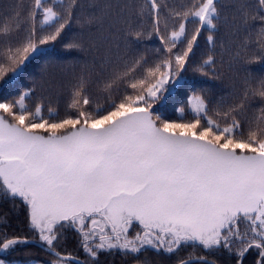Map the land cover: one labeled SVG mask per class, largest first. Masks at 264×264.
I'll return each instance as SVG.
<instances>
[{
  "label": "snow or ice",
  "instance_id": "1",
  "mask_svg": "<svg viewBox=\"0 0 264 264\" xmlns=\"http://www.w3.org/2000/svg\"><path fill=\"white\" fill-rule=\"evenodd\" d=\"M58 5L62 11L50 0H33L27 12L30 36L7 49L0 87L11 84L41 46L57 41L70 26L77 0ZM162 7L168 6L146 0L137 9L151 18L162 58L147 66L141 56L116 73L106 90L144 66L140 78L126 81L132 91L118 101L91 109L83 80L63 115L52 108L44 115L42 104L29 109L27 92L0 101V201L25 206L31 237L0 233V254L35 242L45 250L46 264H101L104 255L139 259L148 251L179 257L189 248L203 254L181 257L178 264H211L208 257L218 252L231 256L233 264L255 252V264H264V116L245 133L238 119L242 101L215 112L225 121L221 125L194 90L186 98L192 119L168 121L153 111L164 93L184 82L181 73L188 67L209 75L213 56L200 66L191 65L190 57L202 31H209L207 42L214 45L219 0H191L172 14L178 24L167 34L160 30ZM234 7L237 30L247 29L250 20L264 21V0H235ZM95 20L89 17L88 26ZM189 24L196 26L190 35ZM10 32L6 28L3 35ZM260 32L264 35V27ZM67 47L83 45L73 41ZM259 59L264 51L247 62ZM8 72L12 76L4 80ZM246 83L244 100L249 94L264 100V78ZM66 231L76 234L83 260L66 251Z\"/></svg>",
  "mask_w": 264,
  "mask_h": 264
},
{
  "label": "trees",
  "instance_id": "2",
  "mask_svg": "<svg viewBox=\"0 0 264 264\" xmlns=\"http://www.w3.org/2000/svg\"><path fill=\"white\" fill-rule=\"evenodd\" d=\"M121 4L115 6L109 0H77V6L73 9V21L61 38L57 41L41 46V50L25 62L22 69L13 77L11 84L0 87V101L13 100L25 92L30 95L25 103L29 109L34 110L36 104H42L44 115H47L48 108L58 111L61 115L71 101L72 90L64 95L70 100L66 106L57 108L56 102L63 90L75 88L81 80L84 81L86 95L90 100L89 107L95 110L99 106L106 107L109 100L118 101L125 92L132 90L127 87V80L140 78L143 74V67L138 68L126 78L117 80L112 84L110 90H106V83L111 82L116 73L123 72L126 68L141 56L147 60V66H154L162 58L163 45L156 35L151 18L137 14L138 7L146 0H121ZM162 7L160 30L162 33L170 31L178 24L173 13L186 8L191 0H160ZM33 0H0V63L7 64L5 59L7 49L15 48L23 44L30 36L31 24L27 20V12ZM50 3L57 5V10H63L58 5V0H50ZM70 0H63L67 5ZM103 5L105 10L100 7ZM222 9L221 22L215 30V43L210 45L207 42L208 30L202 31L198 37L194 54L190 57V64L200 66L209 55L215 61L212 68L207 69L209 75L202 76L193 72L188 67L181 75L184 82L171 94L164 93V98L153 105L155 114L160 115L168 121L186 122L193 118L186 104L187 95L194 90L204 97L209 108V114L219 120L221 125L223 119L215 116L219 109L226 110L230 105L244 102L242 114L238 119L247 132L249 127H255L257 118L264 116V100L259 96H251L244 100L245 90L248 83L253 85L264 78V59L247 62L248 57L260 56L264 35L260 29L264 27V21L259 19L250 20L247 29L237 30L238 17L234 19L235 0H219ZM97 10V11H96ZM116 13V15H114ZM120 13H123L121 16ZM95 16V23L88 26L89 17ZM40 19L36 22V35H41ZM196 26L189 24L187 31L189 35ZM6 28H10V35H3ZM135 32L142 35L137 38ZM149 33L151 36L149 37ZM77 41L83 48H68L67 45ZM116 44V45H115ZM107 52L103 54L101 52ZM105 61L106 64L104 63ZM214 73V74H213ZM12 76L8 72L4 80ZM78 84H75V82ZM4 81L0 80V85ZM68 90V93L70 89ZM102 94L103 100L97 98L94 93ZM52 95H56L53 103ZM65 101V100H64ZM59 105V102H57ZM184 107L181 113L179 109ZM55 109V110H54ZM6 232L9 236L14 234L29 235L27 228V210L21 203L13 204L0 201V233ZM64 247L67 252L84 259L83 253L79 250L77 236L72 231H66ZM31 238V237H30ZM186 250V249H185ZM189 254L193 257L203 253L200 250H183L179 257L158 255L152 251L146 252L139 259L122 257L120 255L100 257L101 264H178L181 257L187 258ZM215 264H233V258L224 252L215 253L208 257ZM257 259L255 252H249L243 264H255ZM6 264H46L48 256L46 252L32 245L17 248L12 253H5L0 257Z\"/></svg>",
  "mask_w": 264,
  "mask_h": 264
},
{
  "label": "rangeland",
  "instance_id": "3",
  "mask_svg": "<svg viewBox=\"0 0 264 264\" xmlns=\"http://www.w3.org/2000/svg\"><path fill=\"white\" fill-rule=\"evenodd\" d=\"M103 2H105V0H102ZM109 1H111V3L113 4V5H115V6H118V5H120L122 2H121V0H109ZM100 7H102L104 10H105V8L103 7V5H100ZM97 11V10H96ZM121 14V16L123 15V13H120ZM114 15H116V13H114ZM116 45V44H115ZM101 53H103V54H106L107 52H105V51H103V52H101ZM106 62L107 61H105L104 63L106 64ZM75 84H78V82L76 81L75 82ZM69 88H71V87H69ZM69 88H67L66 90H63V93L64 94H61L60 96H59V100L57 101V102H59L60 104H63V105H59V104H57V102L55 101V99H56V95H52V99H53V103H55L56 102V105L58 106L57 108H62L63 106H66V102L67 101H69L70 99L68 98L69 96H70V92H71V90H72V92H73V88H71L70 89V91H69V93H68V90H69ZM67 94H69L68 95V97H66V96H64V95H67ZM94 95L97 97V98H100V96H101V100H103V96H102V94L100 95L97 91H95V93H94ZM65 100V101H64ZM104 101V100H103ZM108 102H109V100L108 101H106V102H103V103H105V105H108ZM55 110V109H54ZM189 111L191 112V109H190V107H189ZM192 113V112H191ZM187 251L188 250H193V249H186ZM186 250H183V252L184 251H186ZM6 264V263H5ZM39 264V263H38Z\"/></svg>",
  "mask_w": 264,
  "mask_h": 264
},
{
  "label": "water",
  "instance_id": "4",
  "mask_svg": "<svg viewBox=\"0 0 264 264\" xmlns=\"http://www.w3.org/2000/svg\"><path fill=\"white\" fill-rule=\"evenodd\" d=\"M29 245H33V246H36V247H38V248H40V249H42L40 246H39V244L38 243H30ZM43 250V249H42ZM43 251H45V250H43ZM2 254H0V256H1ZM211 264H215L214 262H212L211 261Z\"/></svg>",
  "mask_w": 264,
  "mask_h": 264
}]
</instances>
